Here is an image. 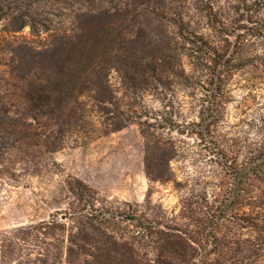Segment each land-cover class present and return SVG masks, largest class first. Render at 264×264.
<instances>
[{"label": "trees", "instance_id": "obj_1", "mask_svg": "<svg viewBox=\"0 0 264 264\" xmlns=\"http://www.w3.org/2000/svg\"><path fill=\"white\" fill-rule=\"evenodd\" d=\"M262 1L239 0L231 13L216 0H0V24H5L4 34L0 32V65L11 68L10 76L17 79L18 99L24 107L23 114H15L9 102L0 99V153L17 155L19 148L20 153L29 155L34 121L63 130L94 104L99 106L107 125H117L111 131L121 129L123 126L113 121L116 117L109 108L115 104L110 85L112 72L120 74L131 92H162L167 83L172 85V76L175 82L190 76L182 70L183 58L187 57L194 77L200 80L195 88L203 95L197 101L198 121L188 135L206 143L209 149L221 151L208 152L219 161L217 172L231 173L232 194L243 196L241 205L245 210L259 214L247 224H264V103L246 123L235 145L227 146L217 133L222 110L228 103V85L237 77L243 79L246 106L258 101L259 95L253 94L264 85ZM191 6L199 16L189 12ZM64 16L71 19L69 26L63 24L64 20L57 22ZM234 25L241 34L228 32ZM26 27L32 38L25 37L19 43L15 34ZM206 31L215 34L218 41H212ZM232 37L236 39L234 45L228 43ZM250 40L263 47L252 43L250 50L239 47ZM18 43L23 45L18 47ZM8 53L20 54L17 60V56L7 60ZM166 96L160 99L164 111L157 112L155 118L147 115L140 124L146 141V175L161 184L174 181L172 162L180 148L171 133L152 122L161 119L169 125L174 119L175 114L166 112L170 109ZM29 118L33 121L29 122ZM232 157L237 160L229 165ZM69 186L76 203L65 218L73 224L52 218L15 229L3 239L1 264L12 260L17 264L210 263L196 260L195 254L202 246L200 238L194 240L190 230H181L176 224H158V218L142 221L135 213L123 214L136 223L132 224L136 228L127 238L118 236L114 228L118 224L110 223L121 217L120 212L112 206H97L99 193L84 181L73 178ZM226 201L230 199L214 200L213 217ZM209 230L212 234L207 241L212 244L218 241L221 228L211 225ZM196 233L200 236V232ZM145 242L152 243V251L147 254L141 249ZM234 246L235 243L225 246L232 254L231 261L241 251ZM214 248L218 255L225 249L219 242ZM214 264L222 263L217 260Z\"/></svg>", "mask_w": 264, "mask_h": 264}, {"label": "rangeland", "instance_id": "obj_2", "mask_svg": "<svg viewBox=\"0 0 264 264\" xmlns=\"http://www.w3.org/2000/svg\"><path fill=\"white\" fill-rule=\"evenodd\" d=\"M216 2L231 13L239 5V0ZM189 12L199 16L192 6ZM59 20H64L65 26H69L71 21L68 16L59 17L57 22ZM4 26V23L0 24L1 34H4ZM236 28L234 25L228 32H236L235 36L241 34ZM154 30L159 32L160 28L155 26ZM206 33L212 41H218L211 31ZM15 35L20 39L19 43L25 37L32 38L29 27ZM235 40L232 37L228 43L234 45ZM19 43L18 47L23 45ZM250 43L257 48L263 47L253 40L248 45L239 44V47L250 50L253 47ZM19 54L8 53L6 59L17 56V60ZM10 69L7 65H0V99L7 100L13 112L20 115L24 113V107L18 99L20 90L17 79L10 76ZM183 69L186 75H190L185 80L175 82L172 76L169 79L172 85L167 83L162 92L143 89L139 93L128 90L120 74L112 72L110 85L114 91L115 104L109 108L116 117L113 121L123 126L119 130L111 131L117 125H107L98 111L99 106L94 104L85 109L74 124L63 130L34 121L31 131L34 135L33 145L27 150L29 155L20 153L19 148L17 155H9L4 151L0 153V264L3 239L15 229L42 224L52 218L60 219L64 224H73L70 218H65L76 203L69 186L73 178L84 181L99 193L97 206H112L120 212L121 217L110 223L118 224L114 227L118 236L127 238L133 234L136 226L132 224L136 223L128 221L123 214L135 213L142 221L158 218L155 219L158 224H176L181 230H190L194 240H202L199 253L195 254L198 255L197 262L209 261V264H214L219 260L222 264H264V224H247L249 220L259 218V214L245 210L241 205L243 196L232 194L234 181L231 173L223 172L221 175L218 173L220 170L217 172L219 161L214 155H208V152L221 151L214 147L209 149V145L188 135L198 121L200 108L197 101L203 95L195 88L200 80L194 77L193 65L187 57L183 58ZM227 92L228 103L225 111L222 110L217 133L227 146H232L246 130V123L263 106L264 85L253 94L259 95L258 101L249 106L245 105L247 89L244 88L243 79L237 77L233 80ZM165 96L170 106L166 112L171 111L175 117L169 125L162 123L161 119L152 122L163 132L171 133L180 148L177 159L172 162L176 174L174 181L161 184L150 181L146 175V141L140 124L147 115L155 118L157 112L164 111L160 99ZM235 160L232 157L230 162L233 163L228 164H234ZM219 198L230 201L220 205L213 217L211 204ZM211 225L221 228L218 241L212 244L207 241L212 234L211 230L207 231ZM196 230L200 236L195 234ZM246 239L249 241L245 242ZM215 242L224 248L235 243L236 249L239 247L237 242H240L241 251L236 260L229 259L232 254L226 248L219 251L218 255V250L214 248ZM141 249L146 254L151 252L152 243L145 242ZM9 264L17 262L12 260Z\"/></svg>", "mask_w": 264, "mask_h": 264}]
</instances>
